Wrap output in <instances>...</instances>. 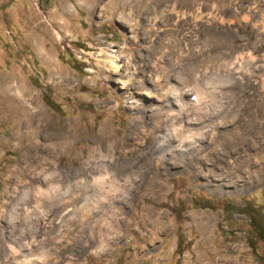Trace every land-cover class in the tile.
Returning a JSON list of instances; mask_svg holds the SVG:
<instances>
[{
  "label": "rangeland",
  "instance_id": "1",
  "mask_svg": "<svg viewBox=\"0 0 264 264\" xmlns=\"http://www.w3.org/2000/svg\"><path fill=\"white\" fill-rule=\"evenodd\" d=\"M146 2V12L119 19L114 0H0V83L25 81L31 106L59 131L74 121L75 148L100 127L115 140L102 170L113 189L97 197L106 211L78 212L60 264H264V32L255 27L264 6ZM118 53L128 83L110 65ZM20 104L0 95V238L17 229L20 203L42 198L51 173L86 166H71L65 148L30 154ZM108 211L118 224L93 242L94 215Z\"/></svg>",
  "mask_w": 264,
  "mask_h": 264
},
{
  "label": "bare ground",
  "instance_id": "2",
  "mask_svg": "<svg viewBox=\"0 0 264 264\" xmlns=\"http://www.w3.org/2000/svg\"><path fill=\"white\" fill-rule=\"evenodd\" d=\"M114 1L118 4L117 6L115 3L114 6H117V10L120 12L118 14L119 19H125L129 15L133 16V14L137 16L147 11L146 0H134L136 9H133L132 12L129 11V15L127 10L130 8V4L127 0ZM263 6L264 0H255L256 11L262 10ZM255 27L258 35L262 36L261 33L264 32V16L256 18ZM110 65L119 73L121 83H128L130 81L132 76L128 70L126 60L122 59L119 53L113 54ZM9 82L11 81L9 80ZM8 91H10V95L6 93ZM184 94L188 93L185 92ZM0 95L13 97L21 102L19 107L26 113V117L21 122L20 133L33 137L31 144L25 149L30 154H35V158L39 157L40 155L38 154L40 153L53 154L65 148L64 153L67 154V159L72 164L71 166H77L82 163V159H85L86 166L84 171H81L82 168L80 167L81 169L75 168L69 170L70 173L68 174L67 172L51 173L50 184H48L47 190L42 192H38L37 190V193H40L39 196L41 195L42 198L34 197L31 200L29 199L30 201L20 203L16 208V212L13 213L16 216L15 219H17V229L7 236L2 235L0 238V264H60L59 258L62 256V251L60 252V250L69 242L65 239L67 236L65 237L63 234L66 226L71 225L73 220L78 219V212L80 210L83 209L84 211L86 209L90 211L91 208L93 210L98 208V205L101 207L102 198L99 199L101 197V194H99L101 187L109 185L113 189V185L111 184L113 179L110 176L112 174L102 172V170H108L106 161L111 160L112 148H110V145L115 140L112 139L110 132L104 133L103 128L100 127L97 137L87 138L81 147L75 148L74 144L78 142V136L81 135L75 129V122L69 120L65 123L66 129L59 131L57 129L59 122L54 121V119L45 114L39 104H37L36 109L31 106L32 100L36 102V96L25 81H15L9 84L0 83ZM23 95L24 97L27 95L31 98L22 100ZM162 97L161 103L163 105L170 106L174 103L172 102V99H174L173 91L166 90ZM184 122L189 123L190 120L185 118ZM172 133L171 130L167 129L160 134L161 139H163V144L159 146L161 151L164 152L165 141L170 139ZM43 137H45V140ZM105 140H111V142L106 144ZM118 142L125 143V141ZM60 143L64 145L62 146ZM103 146H105V149L108 146V150L104 151V148H101ZM62 187L64 188L61 189ZM70 188H73V190L78 189L79 191L85 188V191H81V196L78 193L79 198H65L68 194L70 196ZM73 192L76 193V191ZM105 208L102 209L106 211ZM103 212L100 215L99 213L94 215L93 225H91L93 242L99 237L106 240L110 233H112V230L115 229L114 225L118 224V221L113 220V213L110 214L109 211L107 213Z\"/></svg>",
  "mask_w": 264,
  "mask_h": 264
}]
</instances>
